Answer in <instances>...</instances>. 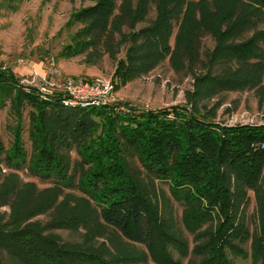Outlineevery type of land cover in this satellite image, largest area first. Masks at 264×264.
Returning a JSON list of instances; mask_svg holds the SVG:
<instances>
[{"label":"trees","instance_id":"obj_1","mask_svg":"<svg viewBox=\"0 0 264 264\" xmlns=\"http://www.w3.org/2000/svg\"><path fill=\"white\" fill-rule=\"evenodd\" d=\"M250 1L264 7V0ZM96 39L93 33L78 41L91 64ZM61 98L42 96L0 69V108L7 105L16 118L9 149L0 142V208L7 207L0 211V264H144L154 235L160 264H179L172 252L182 256L186 242L172 201L188 206L183 221L216 215L196 264H232L225 251L244 254L247 242L264 264V125L219 126L208 119L218 102L203 114L188 95V110L140 112L115 103L63 106ZM24 111L28 158L20 139ZM154 181L166 182L169 194L157 193ZM46 213V221L34 219ZM55 230L77 231L80 239L63 240Z\"/></svg>","mask_w":264,"mask_h":264},{"label":"rangeland","instance_id":"obj_2","mask_svg":"<svg viewBox=\"0 0 264 264\" xmlns=\"http://www.w3.org/2000/svg\"><path fill=\"white\" fill-rule=\"evenodd\" d=\"M87 8L88 13L81 12ZM93 33L98 45L96 62L91 64L89 48L81 51L78 41ZM0 69L13 73L19 84L32 70L50 80L108 78L112 103L124 111L170 106L188 110V95L203 114L218 102L214 117L208 119L219 126L264 125V7L250 0H0ZM37 93L41 95L38 89ZM28 119L24 111L19 126L26 158L32 149ZM15 125L8 106L0 108L4 151L11 145ZM19 175L30 179L25 170ZM154 185L157 193L161 189L169 194L166 182ZM172 204L186 242L182 256L176 252L172 256L179 264H196L216 215L211 212L209 218L191 223L182 220L188 206ZM253 206L251 198L250 231L256 227ZM48 218L46 213L34 219ZM54 232L63 240L80 239L77 231ZM154 237L152 254L144 264L162 261L160 237ZM242 249L239 256L225 251L232 264H262L263 257L250 256L249 242Z\"/></svg>","mask_w":264,"mask_h":264},{"label":"built area","instance_id":"obj_3","mask_svg":"<svg viewBox=\"0 0 264 264\" xmlns=\"http://www.w3.org/2000/svg\"><path fill=\"white\" fill-rule=\"evenodd\" d=\"M20 84L36 87L42 96L52 95L58 91L63 106H101L112 104V81L102 76L89 79L66 77L61 80H50L36 70L28 78H21Z\"/></svg>","mask_w":264,"mask_h":264}]
</instances>
